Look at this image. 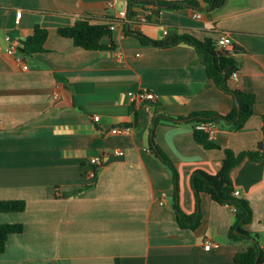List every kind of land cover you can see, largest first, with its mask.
<instances>
[{
	"label": "crops",
	"instance_id": "crops-1",
	"mask_svg": "<svg viewBox=\"0 0 264 264\" xmlns=\"http://www.w3.org/2000/svg\"><path fill=\"white\" fill-rule=\"evenodd\" d=\"M108 1L0 0V201L26 203L24 212L0 213V225L24 228L9 237L0 264H234L248 246L229 240L235 211L205 193L197 199L192 176L199 170L216 175L225 149L256 150L264 140V0H226L214 10L203 2L195 10L150 7V23L117 25L102 39L114 49L88 51L59 35L85 16L115 14ZM138 2L118 0L116 10ZM36 27L47 31L44 51L26 56L23 43ZM129 32L156 41L190 35L215 44L229 35L226 50L245 52L228 86L255 95L254 115L242 130L218 121L211 138L221 149L206 150L179 118L198 111L228 115L235 100L209 79L192 45L158 48ZM16 45V55L8 54ZM142 91L155 99L133 102L131 94ZM162 115L177 124L155 125ZM123 126L130 133H112ZM152 140L179 174L180 209L201 216L195 230L177 222L172 172L150 151ZM116 149L124 155L108 154ZM102 153L104 164L93 178L91 159ZM231 179L252 209L247 229L264 246V159H245Z\"/></svg>",
	"mask_w": 264,
	"mask_h": 264
},
{
	"label": "trees",
	"instance_id": "trees-1",
	"mask_svg": "<svg viewBox=\"0 0 264 264\" xmlns=\"http://www.w3.org/2000/svg\"><path fill=\"white\" fill-rule=\"evenodd\" d=\"M201 2L205 4L208 10H214L221 7L226 0H187L182 3L155 2L152 0L139 1L134 5L135 8L148 12L150 7L158 6L161 10H180L184 8L201 9ZM110 16L103 18H93L85 16L78 20L73 26L60 28L58 33L64 38L71 39L76 47L88 51H102L114 49V46L102 44V39L110 36ZM103 21V23H99ZM108 21L106 24L104 21ZM139 38L142 43L150 44L158 48H168L181 43L192 45L202 56L203 64L207 76L219 89L230 95L235 100L234 106L228 115H219L213 111H198L186 118H179L190 124L193 128L195 141L206 150L221 149V147L212 141L211 134L202 129V125L208 123L216 124L218 121H225L233 124L237 130H242L246 122L254 115V106L256 104L255 95L243 92L238 89H231L228 81L238 71V55L245 52L243 48L233 47L231 54L219 52L213 40H198L190 35H180L165 41H156L147 38L140 33H128ZM47 39V31L36 27L34 34L23 43V54L32 56L35 53L44 51V45ZM239 105L240 110H238ZM264 121V115H263ZM178 119L171 116H158L154 124H177ZM264 131V125H263ZM150 151L159 158L172 172L176 195L173 208L176 211L177 222L183 228L195 230L199 227L201 216L198 213L185 214L178 204L179 174L174 163L170 158L155 144L154 140L150 143ZM225 158L222 169L216 175H210L204 171H196L192 176V187L197 199L203 193L209 195L213 201L222 206H230L235 211V222L229 231V240L231 242H244L248 244L245 251L237 253L234 257V264H264V246L257 233L247 229L253 221V213L249 201L241 195L235 194V187L231 179L232 170L239 166L245 159L251 161H260L264 159V140L258 145L256 150L235 153L230 149H225ZM26 209L24 201H0V213H21ZM23 225L6 224L0 225V254L5 252L6 244L11 235L23 233Z\"/></svg>",
	"mask_w": 264,
	"mask_h": 264
},
{
	"label": "built area",
	"instance_id": "built-area-1",
	"mask_svg": "<svg viewBox=\"0 0 264 264\" xmlns=\"http://www.w3.org/2000/svg\"><path fill=\"white\" fill-rule=\"evenodd\" d=\"M117 1L118 0H109L107 3V9L109 11L115 10V14L109 15L110 16L109 18L110 29L112 31L116 28L117 25H128V26L132 25L133 26V25H145V24L150 23L148 12H143L141 9L135 8L134 6L117 11L116 10ZM139 1H147V0H139ZM21 15H22V11H19L17 13L18 22H19V19L21 18ZM194 18L196 19L201 18V14L195 13ZM164 34H167L166 30L164 31ZM230 46H232V39L229 35H222L216 42V47L219 50H226ZM16 52H18L17 45L7 50V53L10 55H16ZM16 62L18 66L21 67L22 70L27 71L29 69V66L26 63L25 59H23L21 56L16 57ZM237 77H238V73H235L233 75V78H237ZM154 99H155L154 94L150 92H146V91H142L137 94H131V100L133 102L135 101L142 102V101L154 100ZM94 120L95 122H98L100 120L99 116H96ZM215 125L216 124L214 123H208L206 125H202L201 128L207 130L212 135L215 129ZM130 131H131V128L129 126H123V127L114 128L112 130V133L113 134H128L130 133ZM108 154L115 155V156H123L124 151L121 149H116V150H112ZM104 156L106 155L102 153V154L96 155L95 157L91 159L90 164L93 166V169L90 172L91 177L96 178L98 168L102 167L104 164ZM235 194L237 196L240 195L238 191H235ZM205 249L209 250L210 244H207L205 246Z\"/></svg>",
	"mask_w": 264,
	"mask_h": 264
},
{
	"label": "water",
	"instance_id": "water-1",
	"mask_svg": "<svg viewBox=\"0 0 264 264\" xmlns=\"http://www.w3.org/2000/svg\"><path fill=\"white\" fill-rule=\"evenodd\" d=\"M22 51H23V50H22ZM219 52H224V51H223V50H219ZM225 53H227V54H231L230 51H225ZM237 107H238V110H240L239 105H237Z\"/></svg>",
	"mask_w": 264,
	"mask_h": 264
}]
</instances>
